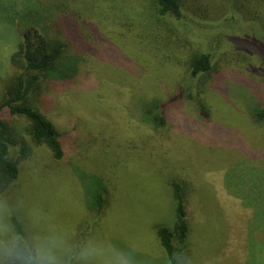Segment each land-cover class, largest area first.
I'll use <instances>...</instances> for the list:
<instances>
[{
  "label": "rangeland",
  "instance_id": "374dc122",
  "mask_svg": "<svg viewBox=\"0 0 264 264\" xmlns=\"http://www.w3.org/2000/svg\"><path fill=\"white\" fill-rule=\"evenodd\" d=\"M40 1L0 0V99L2 78L15 70L19 28L34 24V9L43 34L68 44L37 97L68 136L67 155L59 161L33 145L0 196V229L17 234L16 216L30 241H56L63 264H80L70 254L89 241L125 252L131 264H169L156 229L174 223L177 181L191 228L183 264H264V120L255 118L264 108V64L224 33L263 38L256 2L238 0L237 17L224 21L226 0H207V13L185 0L179 29L174 21L158 25L150 0ZM197 49L212 54L213 69L191 80ZM152 101L163 113L174 103L163 127L145 118ZM12 123L28 141L30 121ZM90 175L105 183L100 215L87 206Z\"/></svg>",
  "mask_w": 264,
  "mask_h": 264
},
{
  "label": "trees",
  "instance_id": "16d2710c",
  "mask_svg": "<svg viewBox=\"0 0 264 264\" xmlns=\"http://www.w3.org/2000/svg\"><path fill=\"white\" fill-rule=\"evenodd\" d=\"M36 1L41 2L40 0ZM150 1L154 7L152 11L157 17L158 25L171 22L174 24L175 22L178 28L182 29L185 0ZM190 1L194 6V11L197 12L200 10L202 13H207L209 7H211V2L207 0L205 3L197 0ZM237 1L226 0L229 6L227 13L224 14V21L237 17V10L234 5ZM244 1L247 3L252 2L253 4L256 2L255 9L258 13H254L257 22L264 27V0ZM31 13V20L34 24L26 25L25 23L19 28V45L11 56L10 63L15 70L7 77L2 78L5 94L0 99V196L18 180L21 171L20 164L33 155V145H45L53 158L59 161L65 159L67 155L66 142L68 136L63 134L39 108L37 97L44 80L48 78L52 71L58 68L61 60L66 56L68 44L59 36L51 34L49 38L43 34L41 29L42 16H39L38 11L34 9H31ZM262 32L263 38L249 33H245L243 36H234L230 30L224 31L226 37L236 47L248 48L246 49L248 52L243 53L259 55L264 64V30ZM212 69V54L205 50L197 49L190 63L191 80L208 75ZM196 82L199 83L200 81ZM221 87H225V85H221ZM254 93L259 97L263 96L259 89L254 90ZM197 103L200 111L208 115L209 109L201 97L198 98ZM173 104L163 105L164 112L166 113V107L169 109ZM165 113H163L159 101H152L151 107L146 111L145 118L151 120L154 126L159 128L167 123V115ZM15 116L26 117L30 121V127L27 129L30 136L28 141L19 137L18 130L13 126L12 119ZM255 118L259 121L264 120L263 107L257 108ZM18 146L19 154L14 157L11 154V149ZM87 179H89L90 188L86 189V191L91 196L87 200V206L100 215L105 206V183L97 175H90ZM171 187L175 200L174 223L172 226L159 225L156 232L161 246L166 252L169 264H183L181 255L187 246V239L191 231L186 207V191L183 184L177 181L171 182ZM11 221L17 234L23 237L28 242V245L31 246L27 231L19 219L16 216H12ZM79 245L77 243L74 245L70 254L71 259L76 257V253L80 248ZM5 264H11V261L5 260Z\"/></svg>",
  "mask_w": 264,
  "mask_h": 264
},
{
  "label": "clouds",
  "instance_id": "9594fccd",
  "mask_svg": "<svg viewBox=\"0 0 264 264\" xmlns=\"http://www.w3.org/2000/svg\"><path fill=\"white\" fill-rule=\"evenodd\" d=\"M59 251L52 239L34 236L29 246L23 237L0 229V264H63ZM76 256L80 264H131L125 252L91 241L82 244Z\"/></svg>",
  "mask_w": 264,
  "mask_h": 264
}]
</instances>
